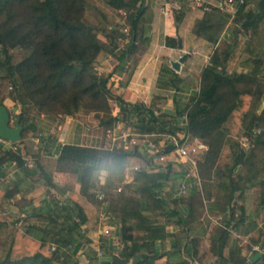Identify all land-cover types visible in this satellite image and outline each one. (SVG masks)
Wrapping results in <instances>:
<instances>
[{
  "label": "trees",
  "instance_id": "16d2710c",
  "mask_svg": "<svg viewBox=\"0 0 264 264\" xmlns=\"http://www.w3.org/2000/svg\"><path fill=\"white\" fill-rule=\"evenodd\" d=\"M87 1L0 0V80L9 82L12 92L8 98L21 105L15 122L22 127L21 141L18 143H11L9 148H5L3 141H0V165L6 159L15 161L19 166L24 165L17 144L24 142L25 134L36 132L35 125L28 121L30 108L62 116H72L81 108L110 114L108 101L113 99L119 114L131 115L141 123L134 124V131L147 134L174 131L170 123L161 119L150 107L126 103L113 94L109 85L112 75H96L92 71V64L101 53H112L111 50L106 51L105 46L115 47L117 40L123 41L124 27L129 31L130 41L125 50L114 58L124 63L130 55L141 52L140 48L148 42L144 28L147 0H103V4L113 11L125 13V26L110 29L108 34L105 16L103 21L93 19L94 25L85 22L90 17L91 9ZM253 1L252 10H247L248 0L237 8L234 17L213 10L204 13L203 18L195 22L193 33L214 45L229 19L237 33L228 46L221 45L214 50L209 64L202 71L200 90L187 111V125L183 131L205 146L204 154L197 161L201 191L207 189L213 171L221 178L220 186L224 192L221 204L224 206L230 205L237 191L252 189L253 211L258 215L257 219L263 222L264 156L256 159L255 155L257 150L264 149V142L260 143L261 133L252 138V148L245 152L228 127L231 117L246 118L251 115V122L243 127L247 137L251 138L253 130L264 125V86L261 85L264 80V0ZM93 8L99 12L98 7ZM99 36L105 41H101ZM234 60L239 61L245 72L235 71ZM248 103L253 105L250 110L245 108ZM0 105L3 106L1 100ZM178 116H174L173 120L176 121ZM118 122V114L109 115L104 124L109 126V130ZM107 147L63 146L56 165H69L76 175L80 193L75 200L84 197L91 203L96 200L98 204L108 202L104 210L113 217V224L118 227V237L124 247L119 257H108V252L100 250L104 259H97V264H155L157 257L151 252L140 253L142 246H147L144 243L140 245V241H153L159 236L154 225L156 221L141 213V199L125 197L121 192L117 199L110 201L104 197L103 190H95L98 173L123 175L126 169L142 164L141 151L139 148L123 151L109 150ZM104 155L107 156L106 160ZM146 163L151 164L149 160ZM164 166L155 172L136 173L138 177L135 181L143 182L142 192L145 194L142 200L178 214L180 206L188 205L190 199L200 195V188L193 187L185 197H177L173 193L168 198L163 197V187L171 176L178 172L181 178L184 171L181 165L170 161ZM242 169L245 174H242ZM44 177L47 185L54 186L47 176ZM110 183L109 176L106 178L107 187ZM13 192L0 189V232L15 225L22 233L13 239L8 255L0 259V264H69L71 258L79 254L83 240H87L80 233L81 226L87 221L81 206L73 200L65 204L56 200L46 214H31V217L45 222L43 228L33 225L25 227L24 217H17L5 210ZM100 196H103L102 201L99 200ZM33 232L41 236L33 238ZM142 232L145 235H140ZM224 237L225 233L221 231L220 238ZM53 245L56 246L55 251L51 250ZM69 245H72V249H68ZM222 247L223 243L216 252L221 259L219 264H230V261L223 259ZM261 263V258L251 259V264ZM72 264H76V261Z\"/></svg>",
  "mask_w": 264,
  "mask_h": 264
},
{
  "label": "crops",
  "instance_id": "0c3cea01",
  "mask_svg": "<svg viewBox=\"0 0 264 264\" xmlns=\"http://www.w3.org/2000/svg\"><path fill=\"white\" fill-rule=\"evenodd\" d=\"M186 1L188 2L147 0L144 28L148 42L141 52L130 55L124 63H119L112 55L104 53L95 60L100 62V72L112 75L109 83L111 91L124 102L150 108L156 105L161 108V112L174 116L187 112L199 93L201 74L209 64L212 53L221 45L228 46L234 40L237 30L231 19L215 45L196 36L193 26L203 18L204 13ZM179 40L181 48L178 45ZM184 54L187 57L179 70L175 71L172 63L177 62ZM234 69L238 73L245 72L240 64ZM32 140L33 143L24 140L17 144L23 156V166L8 159L0 165V189L14 191L5 207L6 212L24 217L25 227L33 225L43 228L45 222L31 217V214H46L50 210L49 206L53 207L56 200L65 204L70 199L77 202L86 214L84 227L87 231L95 220L94 214H98L99 219L104 206H93L84 197H80L79 201L75 200L80 193L77 177L74 173L70 174L73 181V191L70 193L65 181L70 179L66 176L69 174L57 168L56 160L63 146L99 148L100 139L90 133L86 120L64 116L55 129ZM2 143L5 148L11 146L9 142ZM105 173L102 172L99 177L102 186L106 185ZM216 173L212 172L207 189L202 192L200 186V195L190 199L188 205L180 206L176 214L142 200L145 194L142 192L143 182L135 181L137 174L133 171H124L120 184L123 192L127 185H132V190L137 194L135 197L141 199L142 215L154 219L158 230L157 239L139 242L140 245H147L142 246L141 254L151 252L157 257L155 264H219L221 259L216 252L223 243L224 260L230 261V264H251V259L255 256L252 247L264 245V221H259L258 215L253 211V190L247 188L237 191L230 205L224 206L221 204L224 199L221 178ZM178 174L177 172L175 176L178 177ZM242 174H245L243 169ZM44 176L54 186L47 185ZM165 194L162 191L163 197ZM21 201H25V204H20ZM221 231L225 233L223 239L220 238ZM118 232L116 230L114 233L119 242L116 244L124 247ZM33 233V238L41 236ZM140 235L145 234L142 232ZM123 247L121 246L122 249ZM122 249L115 247L107 256L119 257Z\"/></svg>",
  "mask_w": 264,
  "mask_h": 264
},
{
  "label": "rangeland",
  "instance_id": "374dc122",
  "mask_svg": "<svg viewBox=\"0 0 264 264\" xmlns=\"http://www.w3.org/2000/svg\"><path fill=\"white\" fill-rule=\"evenodd\" d=\"M187 2V1H186ZM188 2L191 4L190 0H188ZM187 2V4H189ZM88 5H90L91 9H89V14L90 17H87L85 20V22L89 23V24H93V19H96V21H103V16H105L107 18V34L109 32L110 29H115V28H123L125 26V13L123 11H113L112 9L108 8L107 6H105L103 4V0H88L87 1ZM186 4V5H187ZM255 1L250 0V3L247 7V10H252L254 7ZM93 7H98L96 9H98L99 12H97ZM124 22V25H123ZM232 25H234V23H232ZM99 39L101 41H105L104 38L102 36H99ZM240 40L243 42L244 39L243 37L240 38ZM123 41L121 40H117L115 42V47L114 46H110V48L108 46H105V50L109 51L111 50L112 53H110L113 57H116L120 54L121 51V47L123 45L122 43ZM112 47H114V49H112ZM143 49V48H140ZM264 49V46H263ZM264 51V50H263ZM104 54H108L106 52H103ZM102 54V53H101ZM263 59H264V55H263ZM242 60V57L240 56L239 61ZM239 61L234 60L233 65L236 66L240 63H238ZM238 63V64H236ZM99 64L100 62L97 60L96 62H94L92 64V71L96 74H104L107 75V72H100L99 68ZM130 66V65H129ZM239 70V69H237ZM261 85L264 86V80L261 81ZM0 100L3 104V106H5L6 104V108L10 111L11 113V120H12V126L14 125L15 121H16V117L17 115L21 112V105L18 103L13 102L11 99L8 98L9 95H11L12 92V88L9 84L8 81H1L0 80ZM108 105L110 108V114H104L103 112H93L91 109L88 108H81L77 113L73 114L70 117H74V118H80V119H84L87 122V125H89L90 128V133L94 136L97 137L98 139H100V147H107V144L109 143L108 140L105 138V132L106 130L109 128V126H106L104 123L107 120V117H109V115L111 116H115V115H119L120 116V122L117 123V125L120 126V129L122 131H127L128 129L133 130L134 131V124H138L141 125V123L136 122L137 120L132 117L131 115H126L125 113L123 114H119V110H118V106L117 103L112 99L110 101H108ZM252 104L248 103V105H246V110H250L252 108ZM152 111H155L156 114L161 118V119H165L168 123L173 122L174 120V115H169L166 113L161 112V108H158L156 105L151 107ZM30 114L28 115V121L29 123H33L36 127V132L35 133H27L25 134V141L27 143H33L32 139H36L39 138L40 134L42 133H49L52 129H55L57 124L59 123V121L62 120V118L64 116L59 115V114H46V113H41L39 112L36 108H30ZM182 113V112H180ZM178 113V114H180ZM176 114V115H178ZM175 115V116H176ZM251 115H249L246 118H239L237 117H231L228 123V127L230 128V134L239 142L240 145H242V143H246L245 138H248V140L252 143V138L257 136L258 134L261 133V142H264V125L260 126L258 129H254L252 132V137H247L248 134L245 133V130L243 129L245 123H249L251 122ZM164 121V120H163ZM136 130V128H135ZM35 142V141H34ZM195 144H193L194 146ZM194 148V147H193ZM199 153V150L198 152ZM256 155V159L260 158L261 156H264V149L260 148L259 150H257L255 152ZM105 156V160L107 158L106 155ZM202 156L201 155H197V158L200 159ZM108 162V161H107ZM109 163V162H108ZM58 169L63 170L64 172H66L69 175H66L68 178L65 180L66 181V185H67V189H69L70 193L73 191V181L71 180V176L70 174H72L71 172V167L69 165H58L57 166ZM105 175L109 178L110 176V180L111 183L109 185V187H106L105 189L103 188L104 186H102V184L99 183V177L102 176V173H98L97 174V183L95 185V190H103V195L106 199L108 200H115L117 199L120 194L116 193L114 190L117 187H122L120 184V180L123 179V175L121 173L118 174H107V172L105 173ZM217 175V173H216ZM104 177V176H103ZM106 177V178H107ZM179 177L175 176L174 174L171 176L170 180L166 183V185L163 187V192L166 193L165 198H168V196H170V194L173 193V195H176V191H177V185L179 183ZM106 182V181H105ZM66 187V186H64ZM123 189V188H122ZM124 196H129V197H135L134 191L132 190V185H127L124 189L123 192ZM137 198V197H135ZM70 200V199H69ZM86 201V199H84ZM23 202V203H21ZM19 202L20 204H25V201H21ZM87 202V201H86ZM93 206L99 205L98 201L96 200V202L92 203ZM94 221L91 224V226L89 228H87V240H83L82 242V247H81V252L76 255L73 256L71 258V260L69 261V264H72L74 261H76V264H97V259H99L97 257V251L102 250V252H110L113 248L115 247H119V249H122L121 246L123 247L122 244H116L119 243L118 240H116V237L114 235L113 238L107 239V238H103L100 235V229H99V219H98V214H94ZM22 233V231H20L19 229L16 228L15 225L9 226L6 229H4L2 232H0V259H3L6 257V255H8V252L10 250L11 245L13 244V239H16L17 237L20 236V234ZM91 238V239H90ZM100 247V248H99ZM17 249V247H16ZM110 254V253H109ZM76 257V258H75ZM104 259V255L103 258Z\"/></svg>",
  "mask_w": 264,
  "mask_h": 264
},
{
  "label": "built area",
  "instance_id": "2783aa9c",
  "mask_svg": "<svg viewBox=\"0 0 264 264\" xmlns=\"http://www.w3.org/2000/svg\"><path fill=\"white\" fill-rule=\"evenodd\" d=\"M248 0H190L191 6L200 10L203 13H209L213 10L220 13L229 14L234 17L237 8L247 3ZM167 9V4L165 5ZM124 25V22H123ZM124 34L123 45L121 50H125L126 45L130 41V34L126 27L122 30ZM187 125V112L179 114L178 118L174 122H170V126L174 131L172 133H140L128 129L122 131L118 125H115L112 129L105 132V138L109 142L107 149H121L123 151H131L135 148H139L143 157V162L139 166H134L126 170H131L134 173L141 171L155 172L170 161L172 164L181 165L184 169L183 176L179 179L177 185L176 196L185 197L189 194L193 187L200 188V178L197 169V155H203L205 152V146L202 145L198 139L186 134L183 129ZM246 143H242L241 147L245 152H248L252 148V143L245 138ZM0 141H2L0 139ZM193 144H195L193 146ZM194 147V148H193ZM170 151L166 153L167 151ZM199 150V153H197ZM150 161L151 164H147L146 161ZM107 186V185H106ZM120 194L123 192L122 187H117L114 190ZM99 200H103V196L99 197ZM105 207L108 206L107 201H103L102 204ZM101 211L99 216V228L100 235L103 238H113L114 233L118 230V227L112 224L113 217H111L105 210ZM81 235L87 238V231L84 226H81ZM68 249H72V245L68 246ZM52 251L56 250V246H52ZM97 257L101 259L102 252L97 251ZM252 253L259 255L264 264V245H255L252 247Z\"/></svg>",
  "mask_w": 264,
  "mask_h": 264
},
{
  "label": "water",
  "instance_id": "95a60500",
  "mask_svg": "<svg viewBox=\"0 0 264 264\" xmlns=\"http://www.w3.org/2000/svg\"><path fill=\"white\" fill-rule=\"evenodd\" d=\"M178 45L181 48V41H178ZM187 54H184L177 62L172 63V67L175 71H178L181 63L184 62ZM22 127L15 122L12 126L10 111L0 105V139L9 143H18L21 141ZM259 259V255L252 257V260Z\"/></svg>",
  "mask_w": 264,
  "mask_h": 264
}]
</instances>
